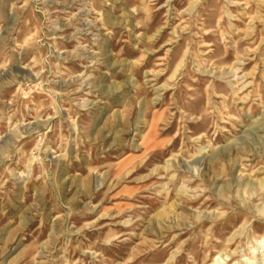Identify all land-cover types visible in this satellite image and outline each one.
Here are the masks:
<instances>
[{
    "label": "rangeland",
    "instance_id": "obj_1",
    "mask_svg": "<svg viewBox=\"0 0 264 264\" xmlns=\"http://www.w3.org/2000/svg\"><path fill=\"white\" fill-rule=\"evenodd\" d=\"M0 264H264V0H0Z\"/></svg>",
    "mask_w": 264,
    "mask_h": 264
}]
</instances>
